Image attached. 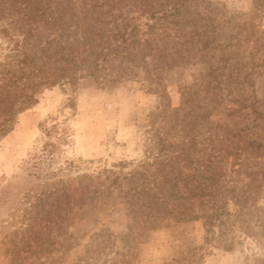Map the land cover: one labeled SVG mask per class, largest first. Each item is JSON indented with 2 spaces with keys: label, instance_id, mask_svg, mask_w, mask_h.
Returning <instances> with one entry per match:
<instances>
[{
  "label": "trees",
  "instance_id": "16d2710c",
  "mask_svg": "<svg viewBox=\"0 0 264 264\" xmlns=\"http://www.w3.org/2000/svg\"><path fill=\"white\" fill-rule=\"evenodd\" d=\"M253 3L254 14L264 8V0ZM253 19L212 0H0V139L43 87L60 82L140 80L161 99L140 159L96 175L51 179L56 172L46 171L40 190L22 195L19 225L2 236L10 264H54L72 207L116 191L128 252L146 231L172 223L200 220L215 238L238 220L246 235L264 229V96L253 80L264 74V30ZM189 66L197 69L178 85L173 106L165 77ZM10 189L0 187V206ZM112 235L94 233L93 248Z\"/></svg>",
  "mask_w": 264,
  "mask_h": 264
},
{
  "label": "rangeland",
  "instance_id": "374dc122",
  "mask_svg": "<svg viewBox=\"0 0 264 264\" xmlns=\"http://www.w3.org/2000/svg\"><path fill=\"white\" fill-rule=\"evenodd\" d=\"M212 1L224 3L229 13L253 14L258 31L264 30V8L254 14L253 0ZM196 69H176L165 77L173 106L181 100L178 85ZM253 80L256 95L264 96V74H254ZM144 84L140 80L113 84L89 77L75 85L60 82L43 87L36 101L16 115L12 129L0 139V187L11 185L8 202L0 206V264H10L2 236L13 229L11 224L19 225L18 208L24 202L18 201L28 190H40L48 179L46 171L56 172L51 179L96 175L119 161L142 157L145 129L161 101L159 91ZM122 197L116 191L96 203L75 204L64 222L69 235H59L65 236L64 246L52 253L60 256L54 264H264V229L258 228L256 237L246 235L239 220L223 238L207 235L200 220L172 223L146 231L128 252L119 237L128 222ZM257 203L264 207V187ZM250 222L257 224L255 219ZM105 230L113 235L108 241L99 237L95 242L100 249H94L93 234ZM231 237L233 248L225 249Z\"/></svg>",
  "mask_w": 264,
  "mask_h": 264
}]
</instances>
